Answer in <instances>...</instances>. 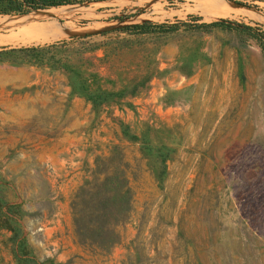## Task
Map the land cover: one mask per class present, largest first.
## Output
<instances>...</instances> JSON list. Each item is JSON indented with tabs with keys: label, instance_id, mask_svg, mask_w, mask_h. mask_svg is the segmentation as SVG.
Returning <instances> with one entry per match:
<instances>
[{
	"label": "rangeland",
	"instance_id": "374dc122",
	"mask_svg": "<svg viewBox=\"0 0 264 264\" xmlns=\"http://www.w3.org/2000/svg\"><path fill=\"white\" fill-rule=\"evenodd\" d=\"M51 8L0 14V264H264L263 35L122 29L264 0Z\"/></svg>",
	"mask_w": 264,
	"mask_h": 264
},
{
	"label": "trees",
	"instance_id": "16d2710c",
	"mask_svg": "<svg viewBox=\"0 0 264 264\" xmlns=\"http://www.w3.org/2000/svg\"><path fill=\"white\" fill-rule=\"evenodd\" d=\"M94 1H102V0H0V14H9V13H14V14H23L27 15L26 13L30 14L29 12L33 10H38V9H47L51 7H57L65 4H76V3H85V2H94ZM243 5H248L252 6L250 4H247L245 2H239ZM253 7H258L254 5ZM52 9V8H51ZM48 10V9H47ZM32 13V12H31ZM197 19H194L196 21ZM232 21L227 20V19H220L218 21H214L211 23H189L185 21L178 20L176 23L168 24V23H154L150 21H144L142 23L138 24H132L129 26H126L122 29L131 31L133 34H141V33H147V32H153L155 30H159L160 32H166L169 30L175 29L179 24H183L185 26H193V27H228L229 29H237L239 31L246 32L248 35H251L253 37H258V35H263V37L259 38L261 39V42H264V31L261 32L260 34L255 32V28L247 25V24H239L235 23L236 26L231 25ZM35 48L33 47H21L18 49L13 50H18L22 52H29L30 50H34ZM118 94L120 93L117 92ZM115 93L107 91L106 89H102L101 87L98 88V92L96 94V98L98 99H107L110 96H113ZM92 95V94H91ZM23 243L19 242L17 246V253L15 252V255L21 254L25 255L22 260H24L22 263L23 264H36L34 258L28 255V251L26 247H22Z\"/></svg>",
	"mask_w": 264,
	"mask_h": 264
}]
</instances>
